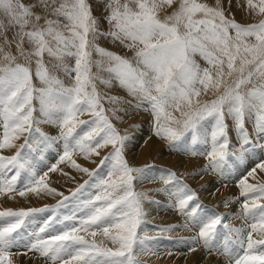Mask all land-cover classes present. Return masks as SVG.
<instances>
[{
    "label": "snow or ice",
    "instance_id": "6c2138e0",
    "mask_svg": "<svg viewBox=\"0 0 264 264\" xmlns=\"http://www.w3.org/2000/svg\"><path fill=\"white\" fill-rule=\"evenodd\" d=\"M100 2L103 12L97 17L89 0H35L29 4L22 0H0V16L8 22L5 25L0 20V127L3 129L0 150L16 148L11 156L0 154V193L25 196L29 192L36 195L46 192L63 196L46 183L48 172L37 175V162L31 157L40 145L51 147L57 140L63 141L58 163L68 162L91 178V182L84 181L72 193L78 210L83 213L78 225L65 223L76 220L74 212L59 220L62 228L53 229L57 234L45 238L41 234L54 224L53 220L46 221L25 245L29 251L60 264H140L137 250L150 252L147 242L155 240L138 235L146 215L143 201L148 196L133 187L134 181L144 179L150 166H129L123 155L129 137L120 135L102 103L105 99L115 103L119 98L101 95L96 80L111 85L114 79L131 95L148 101L155 135L170 147L189 140L188 150L196 143H210L211 150L206 153L209 164L205 167L214 171L226 164L229 157L242 160L245 146L253 143L245 127L246 118L252 120L255 136L264 139V0H245L247 12L261 17L258 22L246 25L237 22L230 12L225 15L222 0H215L214 6L206 0ZM174 4L177 6L171 14L161 19L160 12ZM228 4L230 8L231 0ZM238 7L245 5L238 3ZM102 21L109 26L106 31L102 30ZM9 29L13 30L11 38ZM101 37L134 50L133 59L101 47L97 43ZM93 52L101 59L94 61ZM197 55L208 67L200 66L194 59ZM33 64L40 87L33 83ZM93 65L97 73L92 72ZM61 71L72 80L70 85L57 75ZM100 71L109 73L111 78L103 79ZM209 92L215 98L201 102L199 97ZM34 101L38 102V109ZM169 109L179 112V118ZM37 111L42 119L34 116ZM85 113L92 119H79ZM226 115L232 118L241 141L239 156L229 151ZM40 123L57 126L59 135L52 137L42 132L36 127ZM84 125L87 130L78 131ZM21 137L24 142L17 148L15 142ZM109 145L112 151L100 160L95 170L82 167L72 158L77 152L85 159L98 156L97 149ZM105 168L106 174H102ZM257 168L264 171V163L240 181L241 195L245 197L241 215L246 227L237 228L225 222V214H213L202 222L198 237L194 238L209 252L215 250L227 255L231 264H264V204L261 203L264 183L252 184L248 180L255 178ZM57 170L56 164L49 168L52 172ZM164 171L160 179L165 185L174 186L171 195L177 210L194 216L200 205L197 203L189 211V204L197 199L196 193L175 172ZM22 174L26 175V183L18 189ZM86 186L96 191L88 192V198L80 200L79 194L85 192ZM62 205L63 201L52 209L0 211V218H7L0 226V264H13L10 250L23 239V233L18 230L27 218L41 211L55 212ZM98 234L116 247L104 246L103 241L98 243L95 239ZM86 235L92 239H86ZM221 235L223 244L215 247L214 241ZM232 245H237L244 254L234 255Z\"/></svg>",
    "mask_w": 264,
    "mask_h": 264
},
{
    "label": "rangeland",
    "instance_id": "374dc122",
    "mask_svg": "<svg viewBox=\"0 0 264 264\" xmlns=\"http://www.w3.org/2000/svg\"><path fill=\"white\" fill-rule=\"evenodd\" d=\"M22 2L25 4H29V3H34L35 0H22ZM89 2L93 6V15H95L97 17L101 16L102 12H103V6H102L100 0H89ZM105 2H106V0H105ZM206 2H208L210 5H213V6L215 5V0H206ZM238 3L240 5H245V7H238ZM222 4H223L224 8L226 9L225 15L226 16L229 15V12L234 14L235 20L241 24L246 25V24H250V23H256L259 21V19H261V17L259 15H252V14H249L247 12L245 0H231L230 8H229L228 0H222ZM176 6L177 5L174 4L171 8L166 7L165 9H163L160 12V18L163 19L166 15H170ZM103 14H106V13H103ZM0 20H2L3 23L5 25H7L8 22H7L6 18L0 16ZM101 27H102V30L106 31L109 26L106 22L102 21ZM12 32H13V30L9 29V31H8L9 38H11ZM0 43H2V39H0ZM97 43L101 47H103L109 51L117 53V54H119L125 58L130 59V60L133 59L134 50H130V49L124 47L119 42H113L111 38L101 37L97 41ZM12 51H13V53H15V47L12 48ZM92 59L95 61V60H99L101 58L95 52H93ZM194 59L200 64V66L202 68L208 67L206 62L199 55L195 56ZM20 62H23V61L21 60ZM69 63L74 64V61H69ZM133 63H134V61H133ZM32 70H33V83L37 87H40L41 86L40 82L34 75V72H35V65L34 64L32 65ZM97 71L98 70H97L96 66L93 65L92 72L97 73ZM57 75L64 81V83L66 85H70L72 83V80L68 76H66L62 71L57 72ZM73 75H74V73H73ZM99 76H101L105 80L111 78L110 74L105 72V71H100ZM95 83H96L97 91L101 95L119 98L117 100V102H115V103H110L106 99L102 100V103H103V106L106 110L105 114L108 116V118L112 122V124L116 127V129L120 133V135L129 137V139L125 141L126 144H125L124 149H123V155H124L125 159L128 161L129 166L138 167V168H143L146 165L150 166L144 174V179H143V180H145L144 182H142L143 180H137V181L133 182V187H134V190L136 192L147 193V196H148V199L143 201L142 206H143V210H144L146 215L144 217L143 225L141 226L140 229L137 230L138 235L142 236V237L148 236V237H154L155 238V240L147 242L149 247L151 248L150 252H141V251L137 250L136 258L140 261V264H172V263L173 264H176V263L177 264H184V263L185 264H193V263L197 264L194 261L199 259L200 256L207 257V259H208V257L213 255V254H214V256L217 255L218 253L215 250H213V251H215V253L213 251L209 252L205 247H203L202 242L196 243L193 240V238L198 237V232H199L198 229H200L199 227L202 226V222L206 221V220L202 221V217L205 214L207 215V218L212 216L213 214H215L217 212L219 214H225V216H224L225 222H227V223L229 222V224H231L235 227L237 224V228L246 227L245 220L241 215V210L239 211V209H237V208L241 209V206H242V205L240 207L237 206L238 199L240 200V202L243 203L245 197L241 195V190L236 189V191H237L236 193L230 192V190L232 189L230 184H232V185L234 184V182H231V179H233V177H238L241 175L240 172H243V170L240 171V168H242V160L243 159L244 160L245 159L246 160L252 159L253 161L256 160V166L260 163H264V161H263L264 160V153H263L264 152V139L261 138V140H260L259 137L255 136V134L253 132L252 120L247 119V118L245 120V127L253 139L252 144L245 146L246 151H244V152H246V155L243 152V159L242 160L236 159L237 161L235 160V158L229 157L227 163L224 164L223 167H221L220 169L215 170V172H217V173H214V171H212L211 168L205 167L206 165L209 164V159H208L206 153L209 150H211L210 143L208 145L203 144V143H196L195 145H191L190 150H188L189 144H190V140H189L187 142L179 143L178 146H176V147H170L169 144L165 140H163L160 137L155 135V125H154V120H153L154 118H153V115L151 113L150 103L148 101L141 100L140 98L131 95L126 88L121 87L119 85V83L114 79L112 80L111 85H105V84L101 83L99 79L96 80ZM214 98H215V94L211 93V92H209L207 95L202 94L201 97H199L201 102L210 101ZM33 103L38 109V107H39L38 102L34 101ZM169 111H173V110L169 109ZM173 115H175L176 117L179 118L180 113L173 111ZM34 116H37V117L42 119V117H40V114L38 111L36 113H34ZM79 119L91 120L92 117L90 114L85 113L83 115H80ZM225 123L229 126L228 127V138H229V142H230L229 151L234 152L236 156H239V155H241V153H240V151L237 152V149L240 150L241 141L238 140L239 138H238L237 133L235 131V126H234L232 118L226 115ZM36 127H39L42 132L48 134L49 136L57 137L59 135L60 129L53 124L40 123L39 125H36ZM206 127L209 129V132H210V128H211L210 123H208V125L206 124ZM250 127L252 128V130ZM144 128L148 132L147 131L144 132V130H145ZM229 128H230V130H229ZM82 130H87V126L84 125V126H80V128H78V131H82ZM232 131H234V133ZM2 132H3V129H2V127H0V138H2L1 137ZM142 134H144L146 141L143 142L141 144L140 148L136 149L134 151V153L130 151L129 153L132 156L131 155L129 156V153H128V151L130 150L129 146L137 145V140L140 137L142 138ZM25 135H27V134H25ZM152 135H153V137H152ZM21 138L19 140H17L18 142L16 141L17 148L19 147L20 144H22L24 142V137H21ZM135 139H136V141H135ZM158 139H159V141H158ZM21 140H23V141H21ZM236 140H238L239 143ZM155 141H156V143H154ZM127 143L130 145H127ZM181 144H183V145H181ZM32 146H33V148L37 147L35 142H33ZM157 146H159L160 148L158 149ZM208 146H210L209 150L207 149ZM41 148L44 149L42 152L40 151ZM146 148H147V150H145ZM163 149L166 151H164ZM15 151H16V149L12 148V149H5L4 152H3V150H0V153L2 155L11 156L15 153ZM25 151L27 152V149H25ZM97 151L99 152L98 156L92 155L89 158L85 159V157L83 155H81L77 152V153L73 154L72 158L78 164H80L82 167H86L89 170H95V169H97V166L99 165L100 160L104 156L108 155L112 151V148L109 145L107 147L97 149ZM258 151H259V153H258ZM136 152H138V153H136ZM174 153H176V154H174ZM251 153L255 156L253 157V155H251ZM62 154H63V141L57 140L55 143H53L51 145V147L45 148L44 145H40L39 148H37V151L31 153V157L34 158L33 159L34 162H37V172L40 170L39 169L40 168V162L46 158H48L50 160V161H48L50 166H52L53 164L57 165V169H58L57 171L52 172V171L48 170L46 172H48L49 174H54V179L52 181H48L49 186L52 188H55L58 193H63V196L56 195V194L49 195V194L45 193L43 195V202H40V203L39 202H33V201L31 202V200H30V202L18 201V202L13 203V202H10V197L14 196V193H10V194L9 193H7V194L1 193L0 194V211H4V208L12 209L14 211H17L20 209L27 210L30 208H32V209H43L45 207H47L48 209H52L58 204V202L63 201V205L60 208H58L55 212L41 211V212L34 213L31 217L26 219L25 225L22 227V229L18 230V231H21L23 233V239H21L19 242V245L21 244L20 245L21 247L18 245L17 247H14L11 249L13 255H15V257L13 255L11 256V259L14 257L13 258L14 264H26V262H27V264H33V263L34 264H41V263L42 264H60V262H58V261L54 262L49 258L47 259L44 256H39L40 254H36V251L35 252L30 251V253H29V250L27 247H25V245H27L33 239L32 233L35 232L36 229L39 230L38 226H40L39 222L41 221V219L43 221L47 217L48 218L47 221H49V220L54 221L53 227H56V229L57 228L61 229L62 225L59 223V220H63V218L65 216H71L75 212L76 220L75 221H65V223L66 224L76 223L78 225L79 219L83 215V213L78 210L76 202L72 199V193L79 187V185L83 184L84 181L89 180L91 182V178L86 173L80 172L77 169L73 168L68 162L58 163L59 156ZM160 154H162V156ZM163 154L165 157L163 156ZM172 154H174V156ZM247 155H248V157H247ZM41 156H43L42 160L40 159ZM156 156H157V158H156ZM261 156H263V157H261ZM138 159H140V160H138ZM183 159H184V161H183ZM238 164H239V166H238ZM183 166H185V167H183ZM256 166H254V168H256ZM251 169H253V167ZM251 169H248L246 174H248V172ZM164 170L175 172L176 176L184 184H187L192 191H194L196 193L197 199L190 202V204H189V211L191 210L192 207H195V205L197 203L200 205V208L197 209L196 214L194 216H186L184 213H181L180 211L177 210V208L175 206V204H176L175 198H174V196L171 195V193L175 191L174 186L173 185H165L163 183V181L160 179V176L165 174ZM257 170H259V169L257 168ZM106 171H107L106 168L101 170L102 174H106ZM204 171H206V172H204ZM218 171H219V173H218ZM200 173L202 176L201 175L199 176ZM217 174H218V176H217ZM246 174H245V176H246ZM225 175H227V176H225ZM25 176H26L25 174L21 175L20 180L17 182V184H18L17 187H21V186H19V184L22 182V180L25 178ZM193 176L195 178H193ZM210 176L215 177V179L212 180V178ZM229 176H231V179ZM243 176L244 175H241L240 179L241 178L243 179L244 178ZM187 178H189V179H187ZM195 180H197V181H195ZM263 180H264V178H259V180H256V183L258 181L260 183H263L264 182ZM213 181L217 182V184L216 185L213 184L212 183ZM226 181H227L228 185L226 184ZM147 183H148V185H147ZM208 185H210V187L211 186L212 187L210 188ZM214 186L215 187L218 186V187L215 188ZM222 186H224V187L222 188ZM225 187L226 188L228 187V189H225ZM221 188L225 191L220 192ZM236 188H238V187H236ZM160 189H166V190H164L165 191L164 192V191H160ZM213 189L215 190L214 193H213ZM95 191H96L95 189L86 186L85 192L83 194H79L80 200L87 199L88 198L87 193L88 192L95 193ZM206 193H207V195H206ZM236 195H238V197ZM202 196H205L207 198L212 197L210 199L212 202L210 204L204 202L203 201L204 197H202ZM214 196H215V198H213ZM64 197H69L70 199L67 201H64L63 200ZM232 197H233V200H232ZM159 198H161V199H159ZM240 198L243 200H241ZM212 199H214V200H212ZM220 200L222 202L227 201V206H223V211H221L222 209H221L220 205L222 202ZM261 202H264V201H261ZM20 204H21V206H20ZM207 204H208V206H207ZM203 205H205V206H203ZM209 210H211V211H209ZM226 211L227 212L229 211V213H227ZM159 213H161L160 216H159ZM163 216L164 217L166 216L165 219H163L164 218ZM177 218H179V219H177ZM3 220L6 221L7 218H0V221H3ZM191 222L193 223V225L191 224ZM44 224H45V222H44ZM164 225H165V227H164ZM31 226H34V230H32V231H31V228H32ZM53 227H51V229L48 228L47 230L50 229L49 231H53V229H55ZM165 228H170L171 232L170 231H161V229H165ZM186 230H188V231H186ZM29 231H30V233H28ZM221 231L223 232V230H221ZM80 234L85 235L83 232H81ZM41 235H43L45 238L48 237V236H45V233H42ZM85 238L89 239V240L92 239V237L88 236V235H86ZM95 239L98 243L100 241H103L104 246L116 247L115 245H113L111 243V241L105 239L100 234H98L95 237ZM160 242H161V244H160ZM182 242H184V243H182ZM214 242L216 243V244L214 243V246L218 247L219 240L217 239ZM176 243H178V245ZM221 243L223 244V238H222ZM245 247H246V245H245ZM168 248H170V249H168ZM177 248L179 251L177 250ZM191 248L192 249L197 248L198 250L196 252V250L194 251ZM199 248H201V249H199ZM19 249H20V251H19ZM171 249H172V251H171ZM185 249L188 251H186ZM232 249H233L234 255L237 252L239 253V255L244 254L243 250L240 251V249L238 248L237 245H235V247H232ZM205 250H207V252ZM163 251H165L166 253H164ZM198 251H201V252H198ZM158 252H160L159 253V254H161L160 256H159ZM19 253H20V255L18 256ZM22 253H27V254L22 256L21 255ZM142 253H143V255H142ZM170 253H171V257H170ZM210 253H211V255H210ZM163 254L165 256L169 255L168 257H170V260L168 257H166V258H168V259H166ZM173 255L174 256L176 255V256L174 257ZM221 255L224 258L225 255L224 254H221ZM31 256H32V258H34V260L36 262L32 261L30 263V261L27 260L28 257L31 259ZM181 256H182V258H181ZM191 256H193V258ZM162 257H163V259H162ZM184 257H186V258H184ZM226 257H228V256L226 255ZM43 258H44V260H43ZM15 259H16V262H14ZM164 259H166V260L162 261ZM204 259L202 258V261H204ZM210 259H208L207 263H204V264H209ZM228 259H229V257H228ZM19 260H20V262H19ZM219 261H222V260H219ZM227 263L231 264V262H228V261L226 262V264ZM214 264H217V263H214Z\"/></svg>",
    "mask_w": 264,
    "mask_h": 264
},
{
    "label": "bare ground",
    "instance_id": "6f19581e",
    "mask_svg": "<svg viewBox=\"0 0 264 264\" xmlns=\"http://www.w3.org/2000/svg\"><path fill=\"white\" fill-rule=\"evenodd\" d=\"M154 120V119H153ZM150 121V120H149ZM249 121V120H248ZM146 122V121H145ZM148 122V121H147ZM250 122V121H249ZM253 124V123H252ZM208 125V124H207ZM231 125V124H230ZM147 126V125H146ZM229 127V126H228ZM232 127V126H231ZM248 127V126H247ZM153 128V127H152ZM251 128V127H250ZM145 129V128H144ZM149 129V128H148ZM229 130H230V128H229ZM250 130V129H249ZM251 130H252V128H251ZM147 130L145 129L144 130V132H146ZM153 131V130H152ZM148 132V131H147ZM233 133H234V131H232ZM151 134V133H150ZM230 135V134H229ZM135 136V135H134ZM2 137V136H1ZM140 137V136H139ZM152 137H153V135H152ZM138 138V137H137ZM141 138V137H140ZM138 139L137 140V145H131V146H129L130 148V150L128 151V153L131 151V152H133L134 153V151L136 150V149H138V148H140V146H141V144L143 143V142H145L146 141V139H145V136H144V134H142V138L141 139ZM157 138V137H156ZM155 138V139H156ZM22 139V138H21ZM132 139V138H131ZM239 140V139H238ZM238 140H236L237 142H238ZM260 140H261V138H260ZM21 141H23V140H21ZM134 141V140H133ZM135 141H136V139H135ZM158 141H159V139H158ZM18 142V141H17ZM16 143V142H15ZM133 143V142H132ZM131 143V144H132ZM154 143H156V141L154 142ZM239 143V142H238ZM126 144V143H125ZM134 144V143H133ZM241 144V143H240ZM239 144V145H240ZM127 145H130V144H128L127 143ZM181 145H183V144H181ZM185 145V144H184ZM208 145V144H207ZM210 146H208V150L210 149L209 148ZM157 148L159 149L160 147L159 146H157ZM240 148V147H239ZM246 148V147H245ZM263 148V147H262ZM16 149V148H15ZM206 149V148H205ZM140 150V149H139ZM145 150H147V148L145 149ZM164 150V149H163ZM172 150V149H171ZM255 150V149H254ZM127 151V150H126ZM164 151H166V150H164ZM207 151V150H206ZM210 151V150H209ZM239 150L237 149V152H238ZM245 151H246V149H245ZM3 152H4V150H3ZM58 152V151H57ZM162 152V151H161ZM45 153V152H44ZM60 153V152H59ZM132 153V154H133ZM136 153H138V152H136ZM166 153V152H165ZM194 153V152H193ZM245 153V155H246V152H244ZM258 153H259V151H258ZM262 153V152H261ZM264 153V152H263ZM1 154V153H0ZM174 154H176V153H174ZM174 154H172L173 156H174ZM248 154V153H247ZM255 154V153H254ZM131 154L129 153V156H130ZM161 156H162V154H160ZM168 155V154H167ZM194 155V154H193ZM204 155V154H203ZM244 155V156H245ZM251 155H253L252 153H251ZM132 156V155H131ZM136 156V155H135ZM163 156H164V154H163ZM172 156V157H173ZM184 156V155H183ZM255 155H253V157H254ZM165 157V156H164ZM177 157V156H176ZM246 157V156H245ZM247 157H248V155H247ZM261 157H263V156H261ZM136 158V157H135ZM156 158H157V156H156ZM161 158V157H160ZM163 158V157H162ZM170 158V157H169ZM174 158V157H173ZM252 158V157H251ZM34 159V158H33ZM129 159V158H128ZM131 159V158H130ZM151 159V158H150ZM196 159V158H195ZM134 160V159H133ZM136 160V159H135ZM138 160H140V159H138ZM143 160V159H142ZM236 160V159H235ZM263 160V159H262ZM48 161H50L48 158H46V159H44V160H42L41 162H40V170L37 172V175H43V172H46V171H48L49 169L48 168H50L51 166H50V164L48 163ZM183 161H184V159H183ZM237 161V160H236ZM264 161V160H263ZM135 162V161H134ZM179 162V161H178ZM68 164V163H67ZM168 166V165H167ZM179 166V165H178ZM238 166H239V164H238ZM254 166H256V160L255 161H253L252 159H250V160H242V168H240V171H242L243 170V172H240L241 173V175H244L243 177H246L247 176V174H246V172H247V170L248 169H251L252 167L254 168ZM166 167V166H165ZM183 167H185V166H183ZM223 167V166H222ZM226 167V166H225ZM233 167V166H232ZM246 167V168H245ZM238 168V167H237ZM236 168V169H237ZM206 169V168H205ZM235 169V170H236ZM252 170V169H251ZM250 170V171H251ZM162 171V170H161ZM182 171V170H181ZM184 171V170H183ZM212 171H214V170H212ZM164 172V171H163ZM204 172H206V171H204ZM222 172V171H221ZM224 172V171H223ZM214 173H217V172H215L214 171ZM218 173H219V171H218ZM238 173V172H237ZM49 174V173H48ZM157 174V173H156ZM204 174V173H203ZM207 174V173H206ZM228 174V173H227ZM245 174H246V176H245ZM24 175V174H23ZM201 175V173L199 174V176ZM240 175V176H241ZM202 176V175H201ZM217 176H218V174H217ZM225 176H227V175H225ZM240 176H238V177H233V179H231V176H229L230 177V179H231V182H234V184L232 185V184H230V186H231V190H230V192H233V193H236L237 191H236V189H238V190H241V187H240V181L242 180V178L240 179ZM211 178H212V180H214L215 179V177H213V176H210ZM220 177V176H219ZM228 177V178H229ZM193 178H195L194 176H193ZM259 178H264V171H261V170H257L256 171V173H255V178H253V177H249L248 178V180H249V183H252V184H255L256 183V180H259ZM26 176H25V178L22 180V182L19 184V186H21V187H17L18 189H20V188H23V186H24V183H26ZM54 179V174H49L48 175V177L46 178V183L49 185V182L48 181H52ZM187 179H189V178H187ZM224 180V179H223ZM145 180H143L142 182H144ZM195 181H197V180H195ZM209 181V180H208ZM264 181V180H263ZM259 182V181H258ZM257 182V183H258ZM189 183V182H188ZM193 183V182H192ZM213 184H217V182H212ZM237 183V184H236ZM264 183V182H263ZM194 184V183H193ZM205 184V183H204ZM226 184H227V181H226ZM236 184V185H235ZM239 184V185H238ZM18 185V184H17ZM139 185V184H138ZM147 185H148V183H147ZM219 185V184H218ZM228 185V184H227ZM209 187H210V185H208ZM226 186V185H225ZM157 187V186H156ZM193 187V186H192ZM208 187V188H209ZM212 187V186H211ZM210 187V188H211ZM215 187V186H214ZM218 186H216L215 188H217ZM224 186H222V188H223ZM229 187V186H228ZM228 187L226 188L225 187V189H228ZM236 187H238V188H236ZM221 188V191L220 192H223V191H225V190H223ZM207 189V188H206ZM175 190V189H174ZM214 189H213V193H214ZM217 191V190H216ZM229 191V190H228ZM227 191V192H228ZM165 192V191H164ZM219 192V191H218ZM217 192V193H218ZM226 192V193H227ZM46 192H43V193H41L40 195H36L35 193H26V195L25 196H20V195H18V193H14V196H11L10 197V202H18V201H22V202H30V200H31V202L33 201V202H43V195L45 194ZM1 194V193H0ZM10 194V193H9ZM147 194V193H146ZM164 194V193H163ZM162 194V195H163ZM219 194V193H218ZM224 194V193H223ZM228 194V193H227ZM231 194V193H230ZM206 195H207V193H206ZM237 197H238V195H236ZM160 197V196H159ZM200 197V196H199ZM202 197H204V199H203V201L204 202H206V203H208V204H210L212 201L210 200L211 198H207V197H205V196H202ZM224 197V196H223ZM235 197V196H234ZM213 198H215V196L213 197ZM219 198V197H218ZM217 198V199H218ZM236 198V197H235ZM242 198V197H241ZM240 198V199H241ZM159 199H161V198H159ZM158 199V200H159ZM170 199V198H169ZM223 199V198H222ZM172 200V199H171ZM212 200H214V199H212ZM230 200V199H229ZM232 200H233V197H232ZM241 200H243V199H241ZM245 200V199H244ZM221 201V200H220ZM9 202V203H10ZM167 202V201H166ZM173 202V201H172ZM222 202V201H221ZM233 202V201H232ZM231 202V203H232ZM238 203H237V206L238 207H240L243 203L242 202H240V200L238 199V201H237ZM7 203V202H6ZM230 203V202H229ZM228 203V204H229ZM262 204H264V202H261ZM4 204V203H3ZM12 204V203H11ZM16 204V203H15ZM208 204H207V206H208ZM236 204V203H235ZM6 206V205H5ZM20 206H21V204H20ZM25 206V205H24ZM203 206H205V205H203ZM221 211H223V206H225V202H222L221 203ZM236 206V205H235ZM26 207V206H25ZM34 207V206H33ZM230 207V206H229ZM6 208H4V210H5ZM27 209V208H26ZM237 209H239V211L241 210L240 208H237ZM163 210V209H162ZM231 210V209H230ZM209 211H211V210H209ZM65 212V211H64ZM164 212V211H163ZM227 212V211H226ZM215 213V212H214ZM227 213H229V211L227 212ZM68 214V213H67ZM160 214L161 213H159V216H160ZM164 214V213H163ZM215 214H219L218 212L217 213H215ZM231 214V213H230ZM229 216V215H228ZM43 217V216H42ZM164 217V216H163ZM166 217V216H165ZM165 217L163 218V219H165ZM47 218V217H46ZM44 219L43 221H42V219H41V221L39 222V225L40 226H38L39 228L41 227V226H43L44 225V222H46L47 220H48V218L47 219ZM38 219V218H37ZM177 219H179V218H177ZM207 219V215L205 214V215H203V217H202V221H204V220H206ZM2 220V219H1ZM162 220V219H161ZM171 220V219H170ZM175 220V219H174ZM237 220V219H236ZM177 221V220H176ZM4 223H5V221L3 220V221H0V226H3L4 225ZM56 223V222H55ZM229 223V222H228ZM235 223V222H234ZM239 223V222H238ZM166 224V223H165ZM189 224V223H188ZM191 224L193 225V223L191 222ZM56 225V224H55ZM183 225V224H182ZM231 225V224H230ZM60 226V225H59ZM32 228H31V231L32 230H34V226H31ZM164 227H165V225H164ZM185 227V226H184ZM236 227H237V224H236ZM53 228H55L56 229V227H53ZM180 228V227H179ZM200 228V227H199ZM51 229V228H50ZM49 229V230H50ZM189 229V228H188ZM49 230H46L45 231V236H50V235H55V234H57L56 233V231H49ZM56 230H59V228H57ZM200 229H198V231H199ZM39 230H35V232H38ZM49 231V232H48ZM186 231H188V230H186ZM192 231V230H191ZM35 232H33V233H35ZM171 232V231H170ZM28 233H30V231L28 232ZM32 233V234H33ZM190 233V232H189ZM172 235V234H171ZM30 236V235H29ZM43 236V235H42ZM197 236V235H196ZM255 236V235H254ZM195 237V236H194ZM26 238V237H25ZM222 238H223V236L221 235V237L220 238H218V240H219V242H218V247H220V245L222 244L221 242H222ZM192 239V238H191ZM193 240H194V238H193ZM23 241V240H22ZM177 241V240H176ZM179 242V241H178ZM190 242V241H189ZM192 242V241H191ZM182 243H184V242H182ZM188 243V242H187ZM201 243V242H200ZM215 243V242H214ZM23 244V243H22ZM160 244H161V242H160ZM165 244V243H164ZM167 244V243H166ZM177 245H178V243H176ZM186 244V243H185ZM216 244V243H215ZM21 245V244H20ZM19 245V246H20ZM24 245V244H23ZM172 245V244H171ZM170 245V246H171ZM159 246V245H158ZM166 246V245H165ZM168 246V245H167ZM173 246V245H172ZM180 246V245H179ZM178 246V247H179ZM191 246V245H190ZM195 246V245H194ZM193 246V247H194ZM21 247V246H20ZM23 247V246H22ZM232 247H235V245H232ZM160 248V247H159ZM176 248V247H175ZM184 248V247H183ZM202 248V247H201ZM201 248H199V249H201ZM23 249V248H22ZM26 249V248H25ZM168 249H170V248H168ZM174 249V248H173ZM192 249V248H191ZM195 250H196V252H197V248H194ZM177 250H178V248H177ZM186 250V249H185ZM194 250V251H195ZM11 252H12V250H10ZM19 251H20V249H19ZM22 251V250H21ZM171 251H172V249H171ZM179 251V250H178ZM184 251V250H183ZM186 251H188V250H186ZM191 251V250H190ZM206 252H207V250H205ZM240 251H241V249H240ZM239 251V252H240ZM35 252V251H34ZM164 253H166L165 251H163ZM198 252H201V251H198ZM204 252V251H203ZM214 253H215V251H213ZM29 253H30V251H29ZM160 252H158V254H159ZM174 253V252H173ZM241 253V252H240ZM15 254V253H14ZM33 254V253H32ZM36 254H39L38 252H36ZM169 254V253H168ZM175 254V253H174ZM182 254V253H181ZM198 254V253H197ZM217 254V253H216ZM20 255V253L18 254V256ZM22 256H24L25 254L24 253H22L21 254ZM142 255H143V253H142ZM161 254H159V256H160ZM164 255V254H163ZM178 255V254H177ZM191 255V254H190ZM209 255V254H208ZM210 255H211V253H210ZM14 257H15V255H13ZM17 256V257H18ZM39 256H41V255H39ZM165 256V255H164ZM169 256V255H168ZM168 256H165V258L166 257H168ZM174 256V255H173ZM176 256V255H175ZM174 256V257H175ZM13 257V258H14ZM30 257V256H29ZM27 258V260L28 261H30V263L33 261V262H36L35 260H34V258H32V256H31V259L30 258ZM146 257V256H145ZM170 257H171V253H170ZM170 257H168L169 258V260H170ZM192 258H193V256H191ZM197 257V256H196ZM13 258H12V260H13ZM47 258V257H46ZM168 258H166V259H168ZM181 258H182V256H181ZM184 258H186V257H184ZM202 258L204 259V261H202ZM211 258V259H210ZM19 259V258H18ZM48 259V258H47ZM162 259H163V257H162ZM166 259H164V260H162V261H165ZM177 259V258H176ZM196 259V258H195ZM207 259V257H202V256H200V258L199 259H197V260H195L194 262H196L197 264H204V263H207V260L208 259H210V261H209V264H214V263H217V264H226V262L228 261V262H230V260L228 259V257H226V255L224 256V258L222 257V255L221 254H217V255H215L214 256V254L213 255H211V256H209L208 257V259ZM26 260V259H25ZM43 260H44V258H43ZM219 260H222V261H219ZM176 261V260H175ZM14 262H16V259L14 260ZM19 262H20V260H19ZM59 262V261H58ZM170 262V261H169ZM183 262V261H182ZM185 262V261H184ZM18 263V262H17ZM22 263V262H21ZM14 264V263H13ZM26 264H27V262H26ZM34 264V263H33ZM42 264V263H41ZM173 264V263H172ZM177 264V263H176ZM185 264V263H184ZM194 264V263H193ZM228 264V263H227Z\"/></svg>",
    "mask_w": 264,
    "mask_h": 264
}]
</instances>
